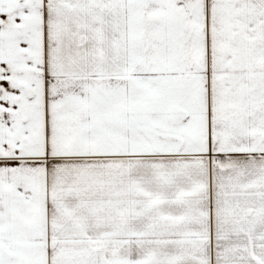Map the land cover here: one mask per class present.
Masks as SVG:
<instances>
[{"label": "snow or ice", "instance_id": "snow-or-ice-1", "mask_svg": "<svg viewBox=\"0 0 264 264\" xmlns=\"http://www.w3.org/2000/svg\"><path fill=\"white\" fill-rule=\"evenodd\" d=\"M0 264H264V0H0Z\"/></svg>", "mask_w": 264, "mask_h": 264}]
</instances>
